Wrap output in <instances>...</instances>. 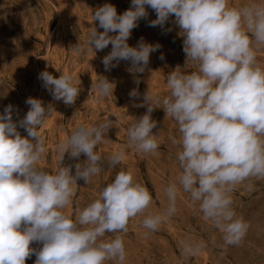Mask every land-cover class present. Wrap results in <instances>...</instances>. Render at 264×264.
<instances>
[{
    "label": "clouds",
    "instance_id": "1",
    "mask_svg": "<svg viewBox=\"0 0 264 264\" xmlns=\"http://www.w3.org/2000/svg\"><path fill=\"white\" fill-rule=\"evenodd\" d=\"M146 6L156 13L151 27H164L171 16L183 37L186 63L176 66L165 78L168 94L161 97L149 90L144 94L146 113L127 129V144L111 153L110 168L120 165L128 148L156 154L160 147L154 109L178 125L176 158L180 172L164 188L167 207L152 210V196L133 173L120 170L100 188L94 200L77 209L73 218L65 210L72 203L77 180L88 184L103 172L104 160L97 148L109 142L111 120L81 123L57 144L60 166L47 171L39 166L47 151L38 129L54 111L37 98H28L29 110L13 121V106L0 114V264H26L35 255V264H124V235L138 216L145 229L156 231L176 212L179 193H188L205 221L222 234L226 245H238L249 224L233 207L232 193L250 178H264V0H131L122 14L112 4L96 9L93 20L103 32L91 28L83 42L70 49L77 55L102 51L105 70L129 61L130 73H142L150 54L159 44L136 46L128 40L132 30L148 17ZM109 33H118L109 35ZM161 59L164 57L161 56ZM191 62L193 70H187ZM43 87L54 100L75 103L80 87L71 73L59 78L48 71L39 74ZM138 83V81H137ZM97 99L113 95L114 84L99 76L93 83ZM130 97L136 98L134 89ZM162 105V107H161ZM22 127L27 137L17 128ZM87 159L62 166L65 154ZM107 234H112L111 236ZM33 243L42 245L38 250ZM202 242H185L184 254L196 255Z\"/></svg>",
    "mask_w": 264,
    "mask_h": 264
},
{
    "label": "rangeland",
    "instance_id": "2",
    "mask_svg": "<svg viewBox=\"0 0 264 264\" xmlns=\"http://www.w3.org/2000/svg\"><path fill=\"white\" fill-rule=\"evenodd\" d=\"M243 2L245 0H232L233 4ZM106 3L114 5L117 13L122 14L129 9L131 0H0V114L6 106L12 105L13 121L18 124L29 110L28 98L40 99L45 107L51 104L54 109L38 129L47 148L39 166L47 171L60 166L57 144L81 123L112 122L106 137L109 142L97 148L104 159L103 172L88 184L83 179L77 180L76 193L65 210L73 218L77 209L94 200L100 188L110 183L120 170H130L134 178L148 188L152 210H163L168 203L164 188L175 181L181 171L176 158L177 147L172 144V138L179 135L178 125L165 116L162 108L154 109L151 114L157 122L152 130L153 134H158L157 153L128 148L121 164L109 167L107 159L111 153L127 144L128 127L147 111L146 104L138 106L143 103L144 94L149 90L161 97L167 95L165 78L176 66H185L186 54L175 17L171 16L163 28L151 27L149 22L156 19V13L147 6L148 17L139 21L128 40L130 46H136L141 39L160 45L158 51L150 54L142 73H130L129 61H120L118 66L106 71L102 59L111 51V44L95 55L72 52V46L83 42L91 28L103 32L93 15ZM257 55L264 63V50ZM187 70H193L191 62ZM43 71L56 78L68 72L76 78L80 93L74 104L65 105L62 100L53 99L38 79ZM99 76L112 82L114 90L112 96L98 100L92 85ZM134 89L138 92L136 98L129 95ZM17 130L22 137H27L24 128L18 126ZM86 159L83 154L72 158L66 153L62 166L72 165L75 174V164ZM232 198L237 215L249 224L238 245H226L223 234L202 218L198 203L181 191L175 214L156 231L141 226L143 217L129 222L128 232L122 234L126 249L124 264H264V178H250L238 185ZM185 242H202L203 247L196 255H185ZM31 247L38 250L42 245L33 243ZM35 259V255L31 256L26 264H35Z\"/></svg>",
    "mask_w": 264,
    "mask_h": 264
}]
</instances>
